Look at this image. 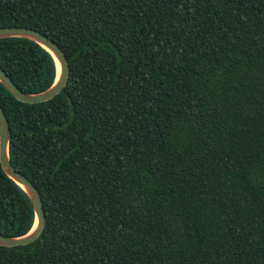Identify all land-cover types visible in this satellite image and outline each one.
<instances>
[{
	"label": "trees",
	"instance_id": "16d2710c",
	"mask_svg": "<svg viewBox=\"0 0 264 264\" xmlns=\"http://www.w3.org/2000/svg\"><path fill=\"white\" fill-rule=\"evenodd\" d=\"M42 32L70 65L38 103L0 81L10 159L46 223L0 264H264V0H0V27ZM27 93L52 54L0 39ZM31 198L0 160V231L28 233Z\"/></svg>",
	"mask_w": 264,
	"mask_h": 264
},
{
	"label": "water",
	"instance_id": "95a60500",
	"mask_svg": "<svg viewBox=\"0 0 264 264\" xmlns=\"http://www.w3.org/2000/svg\"><path fill=\"white\" fill-rule=\"evenodd\" d=\"M6 37H24L31 39L42 47L47 49L54 59L60 63V73H58L55 82L46 90L39 93H27L23 91L7 74V72L0 66V81L7 87V89L19 100L30 103H38L47 101L65 87L69 73L70 65L66 54L60 45L43 34L42 32L30 27L14 26V27H0V39ZM10 124L5 114L3 107L0 104V160L4 171L12 178L18 185H20L32 200L36 222L34 227L26 234L20 236H7L0 231V245L16 246L25 245L35 241L42 233L46 216L43 207L42 196L36 185L22 172L17 170L10 159Z\"/></svg>",
	"mask_w": 264,
	"mask_h": 264
},
{
	"label": "bare ground",
	"instance_id": "6f19581e",
	"mask_svg": "<svg viewBox=\"0 0 264 264\" xmlns=\"http://www.w3.org/2000/svg\"><path fill=\"white\" fill-rule=\"evenodd\" d=\"M57 66H58V73H60V63L57 61Z\"/></svg>",
	"mask_w": 264,
	"mask_h": 264
}]
</instances>
